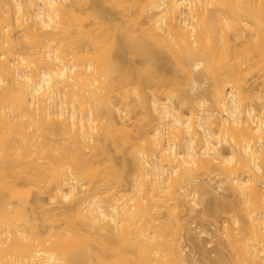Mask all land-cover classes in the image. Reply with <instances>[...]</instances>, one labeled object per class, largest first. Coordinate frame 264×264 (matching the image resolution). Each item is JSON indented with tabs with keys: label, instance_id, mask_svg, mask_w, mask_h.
<instances>
[{
	"label": "bare ground",
	"instance_id": "6f19581e",
	"mask_svg": "<svg viewBox=\"0 0 264 264\" xmlns=\"http://www.w3.org/2000/svg\"><path fill=\"white\" fill-rule=\"evenodd\" d=\"M197 214L264 264V0H0V264H194Z\"/></svg>",
	"mask_w": 264,
	"mask_h": 264
},
{
	"label": "rangeland",
	"instance_id": "374dc122",
	"mask_svg": "<svg viewBox=\"0 0 264 264\" xmlns=\"http://www.w3.org/2000/svg\"><path fill=\"white\" fill-rule=\"evenodd\" d=\"M231 200H232V198L228 199V201H231ZM204 206H205L206 210L212 209V207H213L212 197L208 198V200L207 199L205 200ZM197 215L199 217H197V219H194L195 220L194 222L192 221L193 224L191 222V226L189 225L190 229H187L188 233L186 232V239L191 241V243L189 241H188V243H190L189 248L192 251L191 252L192 253L191 254L192 260L195 261L193 263L194 264H214V259H215L216 255H215V252H213V248L215 247V243L210 239L211 237H207V236H206V238L204 236L199 237L198 234L201 230H205V231L207 230L209 233L214 232L215 231L214 229L217 225L214 227V225H212V224H216V222H215L216 220L213 219V217L211 218V216H208V215H201V214H197ZM198 238L199 239L201 238V239L199 240ZM208 238H209V240H208ZM194 239H196V240L194 241ZM210 242H211V244H210ZM208 252H209V254H208ZM91 253H93V252H91ZM99 253H97L98 254L97 255L95 252V255H97L96 258H94L95 257V255H94L93 258L91 257L90 260L88 259L86 264H106L105 262H107V260H108L107 264L110 262L109 259H107V257L105 259V257H104L105 254L103 252H101L100 254ZM106 256H107V254H106ZM97 257L101 258V259H98ZM92 259L95 261H92ZM96 259H98V261L100 263L97 262ZM102 259H104V260H102Z\"/></svg>",
	"mask_w": 264,
	"mask_h": 264
}]
</instances>
